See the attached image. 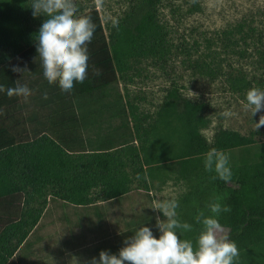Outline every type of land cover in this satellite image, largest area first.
I'll list each match as a JSON object with an SVG mask.
<instances>
[{
    "label": "trees",
    "instance_id": "trees-1",
    "mask_svg": "<svg viewBox=\"0 0 264 264\" xmlns=\"http://www.w3.org/2000/svg\"><path fill=\"white\" fill-rule=\"evenodd\" d=\"M156 1L143 0L136 13L127 15L118 29L113 27L108 40L98 12L93 9L81 13L90 16L96 25L93 39L88 44V77L83 83H76L70 93H65L58 85L47 82L36 51L35 36L46 17H33L31 0H0V85L15 87L17 80L26 84L32 92L31 96L35 95L37 105H54L63 111V114L57 115L67 126L63 129L64 133L58 136V141L47 134L19 141L8 131V127L0 124V138L10 137V141H0V198L15 192L5 189L9 186H60L61 191H54L52 195L81 205L88 202L87 193L98 185L103 197L108 200H115L129 191L131 179L127 175L119 178L114 172L118 151L110 152L114 147L105 137L98 139L100 143L94 147L89 144L94 148L90 149L93 154L80 167L77 175L71 174L73 160L67 154L71 152L68 127L76 124L71 119L72 115H79V122L83 123L82 115L86 114L88 107L90 114L97 117L107 112L112 118L125 113L121 96L114 91L118 73L125 70V60L132 56H155L163 49L153 9ZM25 62L30 68V75L37 65L41 67L42 73L37 79L24 80L18 72L12 71L14 66ZM93 68L99 69L101 74L94 75ZM8 98L6 92H0V105ZM19 101L20 97H11V103L17 105ZM119 106L122 108L119 109ZM77 108H83L84 113L75 112ZM133 108L129 106L132 115ZM208 109L207 102L182 97L179 88L174 85L166 91L151 123L146 128L135 125L134 134L140 140L139 146L123 147L119 152L129 153L135 158L138 162L135 176L139 175L148 189L147 178H152L154 169L164 164L174 163L172 166L178 175L185 179L190 171L204 162L209 149L216 148L225 153L241 150L245 155L238 165L231 167V181L214 180L219 190L230 187L229 198L222 207L229 206L231 211H221L217 219L222 229L227 230L226 237L238 247L240 256L235 264H264V144H256L252 136H242L221 128L214 132L209 142L199 133V128L207 123L205 114ZM141 222L133 224L138 229L148 225ZM182 222L192 228L189 231L177 230L178 235L181 239L192 240L195 246L200 234L195 228V220L190 218ZM119 250L114 246L109 252L118 255L116 252Z\"/></svg>",
    "mask_w": 264,
    "mask_h": 264
},
{
    "label": "rangeland",
    "instance_id": "rangeland-1",
    "mask_svg": "<svg viewBox=\"0 0 264 264\" xmlns=\"http://www.w3.org/2000/svg\"><path fill=\"white\" fill-rule=\"evenodd\" d=\"M142 1L103 0L100 7H97L96 0H75V3L80 14L93 9L98 12L108 40L113 29L112 19L121 24L127 15L137 12ZM153 9L163 49L155 56H132L125 60V70L118 73L114 86V91L121 96L125 113L115 118L108 112L100 117L94 115L95 122L90 126L75 120L76 124L68 127L71 152L67 154L72 158L79 153L80 163L85 165L93 154L90 149L94 148L89 147L90 143L94 147L100 143L98 139L104 137L110 141L114 147L110 152L118 151L114 172L119 178L127 175L131 179L129 191L108 203L115 208L113 220L115 224L120 218L125 222L145 220L156 237L152 223L158 216L164 219L162 213L153 209L158 199L175 198L179 204L176 209L178 219L182 222L191 218L196 222V216L202 209L205 216L214 215L207 205L217 197L221 198L219 202L223 205L229 198L230 187L219 190L212 179L215 172L206 171L204 162L190 171L185 179L178 175L172 166L174 163L169 162L171 164L154 169V176L147 178V190L143 181L135 176L138 162L131 154L119 150L139 146L140 140L134 134L135 125L146 128L151 123L166 91L174 85L182 97L209 104L205 114L207 123L199 128V133L209 142L214 132L221 128L252 136L256 144H264V126L258 130L255 128L264 110L251 116L243 107L249 89L258 87L264 90V0H157ZM19 66L28 69V72H18L24 80L33 81L42 73L38 65L31 75L26 62ZM34 97V94L28 98L20 97L17 105L11 103V98L6 99L0 105V121L8 115L11 107L24 106L20 130L25 139L47 134L58 141V136L67 127L57 115L63 111L54 105H37ZM129 106L134 107L133 115ZM63 110L66 111L64 107ZM6 124L9 123L6 121ZM0 141L4 140L0 138ZM226 153L230 167L238 165L245 155L241 150ZM71 174L74 176L75 173L71 171ZM202 181L204 185L201 186ZM46 190L52 195L56 189L48 186ZM119 198L122 201H118ZM202 227L196 222L195 228L199 233ZM220 235L226 237L227 230L223 229ZM80 261L90 262L89 256L81 251Z\"/></svg>",
    "mask_w": 264,
    "mask_h": 264
},
{
    "label": "clouds",
    "instance_id": "clouds-1",
    "mask_svg": "<svg viewBox=\"0 0 264 264\" xmlns=\"http://www.w3.org/2000/svg\"><path fill=\"white\" fill-rule=\"evenodd\" d=\"M102 4L103 0H96L97 7ZM30 8L33 17H46L35 36L43 75L49 84H56L63 92L70 93L76 83H83L88 77V44L93 39L96 25L90 16L80 14L75 0H31ZM111 23L118 29L117 19H112ZM12 71L24 73L27 69L14 66ZM93 74L99 76L101 72L93 68ZM0 92H6L10 98H28L32 94L29 87L20 84L19 80L15 87L0 85ZM243 107L251 116L264 110V90L258 87L249 89ZM261 126H264V115L255 123L256 130ZM204 168L208 172H215L213 180L219 178L227 183L232 179L229 155L222 150L209 149L204 157ZM137 179H140L139 175ZM220 199L217 197L207 205L214 215L205 216L203 211L198 212L196 222L203 227L195 246L192 240L181 239L178 235L177 230L189 231L192 228L178 219V201L175 198L158 199L153 209L164 217L156 218L159 238L149 227L142 226L124 240L125 246L118 255L103 250L99 253V259L93 257L89 264H235L240 252L235 242L220 235L223 229L217 219L221 211L230 212L231 208L226 205L222 207Z\"/></svg>",
    "mask_w": 264,
    "mask_h": 264
},
{
    "label": "crops",
    "instance_id": "crops-1",
    "mask_svg": "<svg viewBox=\"0 0 264 264\" xmlns=\"http://www.w3.org/2000/svg\"><path fill=\"white\" fill-rule=\"evenodd\" d=\"M23 107H11L0 121L19 141H26L20 130ZM77 109L74 111L84 113L83 108ZM72 118V121L81 120L79 115ZM82 119L88 126L95 122L89 107ZM3 140L10 141V137ZM74 155L72 173L77 175L83 164L80 154ZM54 188L61 191L60 186ZM5 189L15 192L0 198V264H89V261H80L81 251L91 261L93 257L99 258L100 251H110L114 246L121 249L125 246L124 240L138 230L134 222H125V219L120 218L115 224L112 217L115 208L108 203L116 199L104 198L98 188L87 193L88 202L82 205L50 195L46 187L9 186ZM152 226L158 238L156 222Z\"/></svg>",
    "mask_w": 264,
    "mask_h": 264
}]
</instances>
